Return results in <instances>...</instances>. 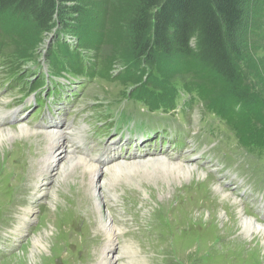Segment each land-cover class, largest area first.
Masks as SVG:
<instances>
[{"label":"rangeland","instance_id":"1","mask_svg":"<svg viewBox=\"0 0 264 264\" xmlns=\"http://www.w3.org/2000/svg\"><path fill=\"white\" fill-rule=\"evenodd\" d=\"M260 1L263 3L262 10L255 9ZM251 8L259 17L248 14L249 26L245 33L247 39L257 48L259 55L264 58V0H256ZM99 20L96 9L89 7L86 16L73 21L70 19L68 22L69 28L73 32L76 30V37L82 35L95 38L99 36ZM22 28L19 26L16 32L27 34ZM61 30L63 28L58 25L53 32L46 33L42 43L34 48L33 45L32 48H27V51L30 49V54L27 51H19L18 57L9 54L15 52L17 45L7 42L5 47H0L3 52V64L0 61V115L2 112L7 113L6 121L0 124V128L24 123L39 131L40 136L46 139L42 143H47L51 141L48 134L52 129L51 123L54 122L60 129L68 132L70 141H62L61 151H65V155L86 157L89 162L99 164L103 168L100 177L96 175V183L103 184L104 177L115 175L114 170L108 173L104 168L108 169L113 164L125 165L161 159L163 157L157 156H161V151L167 150L172 157L167 161L188 165L193 176L181 175L180 180L172 183L164 193L156 186L153 177L147 174L141 175L133 170L126 171V174L118 172L114 179L107 178L103 190L94 197L91 185L81 184L85 179L87 182L90 176L81 175L79 167L74 169L75 172L71 170L65 180L59 177V163H62L65 157L57 151L58 166L44 173L37 184L38 177L32 169H40L38 157L44 151L35 136L21 137V134L5 150L0 151V230H5L3 224L14 216L13 227L20 225L16 231L10 229L9 234L0 231V264H98L101 254L98 252L108 245L106 235L97 223L100 208L96 200L102 198L101 192L104 191L107 196V206L102 207V211L106 212L104 217L109 213L113 220L109 210L115 211V228L119 225L128 229L119 233L117 238L122 245L130 240L136 244L128 250H123L124 247L115 241V258L120 255L116 264H264L263 236L244 233L240 228V219L237 220L234 216L238 209L241 211L244 207L248 216L264 224V171L260 170L264 166V160L258 161L260 168L253 167L255 158L238 146L236 138L228 130L230 126L227 128L207 113L202 102L196 103L187 115L181 111L179 115L170 117L155 112L150 113L151 116L147 115L148 104L142 103L139 98L135 102L131 100V96L127 97L130 100L128 103L122 101L116 108L112 107L116 104L115 99L124 100L128 90L138 91L136 88L139 87L131 80L124 85L122 73L125 71V65L122 61H118L110 73L101 70L103 64H106L99 61L101 54L96 53L98 51L93 46H87V51L97 59L100 76L93 81L86 78L85 85L84 79H79L74 84L58 79L67 84L61 91L48 81L49 89L42 88L40 95H29L22 91V86H18L16 77L8 79L5 76V70L17 73L18 68L30 66L40 57L47 60L48 50L52 42L61 37V34L55 37L57 33L63 32ZM65 36L69 37L68 41L71 40L73 46L77 45V42L81 43L80 38L75 39L69 33ZM26 44L28 42L18 49L26 48ZM61 45L63 44L60 43ZM114 48L110 43L104 44V56L110 57ZM6 59L15 63L16 67L12 64L6 65ZM103 59L105 61V58ZM71 67H74L72 63L66 65V69ZM34 68L35 71H47L48 65L42 63ZM147 70L146 75L151 69ZM26 71L27 69L23 74ZM32 74L34 72L30 75ZM159 75L152 72L155 78ZM183 76L185 77L179 76L173 80L171 86L182 83L181 80L190 82L191 74L185 73ZM35 79L36 83H39L40 75H36L32 81ZM143 79L146 80V76ZM26 80L30 81L28 78ZM255 84L258 85L259 91L264 90L262 84L256 81ZM52 90H56V93L52 94ZM74 91L76 94L72 96L77 97L70 95ZM262 96L264 97V92ZM42 97L46 99L45 104L38 102ZM219 102L224 105L226 98L219 99ZM80 110L82 114L75 120ZM118 110L134 117V120L127 124L131 128L137 122L144 121L161 127L170 125L174 130L185 129L191 135L198 136L199 148L194 150L188 159H184L186 148L183 147L182 139L178 138V133L174 132V139L182 145L181 147L175 145V140L164 145L165 140H170L167 133L169 129H159L153 140L140 146L136 139L141 132L128 130L126 125L122 127L120 122L113 124L108 119L110 113L119 117ZM123 112L120 115H124ZM164 119L172 121L170 124H164ZM79 126H84L87 132L83 139L72 132ZM95 130L98 134L94 144L99 142L97 145L100 147H93L89 139ZM129 136L131 140L127 141ZM114 145L120 151L106 150ZM48 146L47 143L46 147ZM144 149L150 150L148 155ZM47 155H42L41 160ZM123 161L126 162L122 163ZM206 175L209 177L204 179ZM161 181L160 185H165L166 181ZM216 184L227 189L242 206L222 204L221 195L214 189ZM36 191L42 197L37 200L39 203L30 197L32 195L37 199ZM26 207L32 209L29 219H25L23 215ZM42 234L46 241L33 256V247L30 246L32 237Z\"/></svg>","mask_w":264,"mask_h":264},{"label":"trees","instance_id":"2","mask_svg":"<svg viewBox=\"0 0 264 264\" xmlns=\"http://www.w3.org/2000/svg\"><path fill=\"white\" fill-rule=\"evenodd\" d=\"M255 2L0 0V47H5L6 42L17 45L15 52L9 54L18 57L28 47L42 43L45 34L53 32L59 25L63 28L61 31L75 39L80 38L81 43L77 42L73 50L71 44L62 39L66 33H57L55 37L60 34L61 37L52 42L48 50L53 73L81 71V51L87 52L88 47L93 46L96 53L101 54V62L106 64H103V70L107 73L118 61L124 62L123 83L125 85L129 80L135 83L139 87L136 88L139 89L135 93L137 97L150 98L157 108L166 104L169 109L180 104L191 106L198 99L230 126L229 131L240 146L264 155V90L259 91L255 84L256 81L264 88V58L245 33L249 26L248 14L259 17L251 8ZM259 3L255 9L259 10L263 5L261 1ZM89 7L96 9L99 15V36L76 37V30L74 34L68 21L86 16ZM19 26L27 34L17 33ZM26 42V48L18 49ZM106 43L115 47L110 57L103 54ZM27 53H31L30 49ZM68 63L74 67L66 69ZM147 68L151 70L146 75ZM152 72L164 77L155 78ZM185 73L192 76L190 82L181 80L191 99L179 101L180 96L171 82L179 76L185 77ZM145 76L146 80L143 79ZM149 83L163 92L156 96L146 87ZM221 98H226L224 105L219 102Z\"/></svg>","mask_w":264,"mask_h":264},{"label":"bare ground","instance_id":"3","mask_svg":"<svg viewBox=\"0 0 264 264\" xmlns=\"http://www.w3.org/2000/svg\"><path fill=\"white\" fill-rule=\"evenodd\" d=\"M8 113H9V111H8ZM81 114H82V110H80L76 114L75 120H77ZM6 115H7V113H5V112L1 113L0 124L4 123L6 121ZM87 119H90V118L87 117ZM51 125H52V129H51L50 133L48 134L49 137L51 138V141L47 142L49 145L48 148L46 147L47 143H42V141L46 140V139L44 137L40 136L39 131H36V129L32 128L29 125L21 123V125L17 124V126L15 125L14 127L0 128V151L5 150L10 145V143L13 142L14 139L19 138V136H21V134H22L21 137H24L26 135L35 136V140L38 141L39 145L41 146L40 148H42V150L44 151V153L38 157V163H39L40 169L39 170L32 169L34 175L38 177V179L36 180V183L38 182V180L41 176L43 177L44 173L46 174L49 172V170L51 168H53L56 165L58 166L57 151H59V154H63L62 156L65 157L64 158L65 160L62 163H59V165L61 164L58 168V174L60 175L59 177H62L63 180H65L67 175L69 174V172L71 170L74 171L75 168L79 167V169L81 170V173H80L81 175L87 174L86 176H88V175L90 176V178L87 182H85L86 181V179H85V181L83 180L81 182V184H84V183L90 184L91 189H92V194L95 195L94 197L97 196V193L101 189L103 190L104 183L107 181V178L109 180L114 179L117 176L118 172H122V174H126V171L128 172V171L133 170V172H136V173L138 172L140 174L141 173L147 174L150 177H153V181H156V186L160 187L164 193L167 192L166 190H168V188L171 187L172 183L180 180L181 175L193 176L191 174V169L189 168L188 165H183L182 163H179V162L167 161V160L171 159L172 157L169 156V153L167 151H165V153H163L161 156H157V157H163L161 159L139 161V162H136L133 164H125V165H121V164L116 163L117 165L113 164V165H111L110 168L106 167L108 169L104 168V170H107L108 173H112V171L114 170L115 175L112 177L111 176L104 177L105 182H103V184H102V182L101 183L98 182L99 183L98 184V183H96L95 178H96V175H99V177H100V175L102 174L103 168L99 164H96L94 162H89V160L86 157H82V156L79 157V156H76L73 154H70V155L66 154L65 155V151H61V149L63 147L62 141H66L67 143L70 141V139L68 137V132L60 129L58 127V125H56L54 122L51 123ZM72 132L80 139H83L84 136L87 134L84 126H79V127L75 128ZM97 134H98V132H97V130H95L93 132V134H91L89 136V139H90L93 147H100V145H97V144H99V142L94 144L96 142L95 138L97 137ZM152 136H154V135L152 133H150V134H148L147 138L151 139ZM193 141H194V139H189L185 142L186 152L184 153V156H183L184 159H188L192 155L193 151L197 150L199 148L196 145L191 146L190 143ZM126 144H127V142H126ZM60 145H61V147H60ZM138 145L142 146L143 140L139 141ZM122 148H124V147H122ZM106 150L107 151H109V150L120 151L119 148L116 147V145H114L112 148L106 149ZM145 151H147V149H145ZM44 154H48V155L45 156L41 160V156ZM137 154H138V152H137ZM150 159H153V158H150ZM124 162H126V161H123L122 163H124ZM119 163H121V162H119ZM141 175H143V174H141ZM175 176H177V178ZM207 177H209V176L206 175V177L204 179H206ZM141 178H142V176H141ZM161 180L166 181L165 185H160L159 181H161ZM55 181H57V179H55ZM214 189H215L216 193L221 195L222 204H231L232 203L233 206L238 205V204H240L242 206L241 202L236 197H232V194L230 192H228L227 189L222 188L219 184H216ZM35 193L37 194V197H38L37 199H35L32 195L30 197L33 198L35 202H38L37 200L42 199V197L39 195L40 193L38 191H36ZM101 193H103L102 198L96 200V204L101 210V211L99 210L100 216H98V218L99 217L100 218H99V221H97V223L100 225L101 229L104 231V233L106 235L105 240H107L108 245L106 247L104 246L103 249L100 252H98V254L101 253L98 264H116L118 262L119 256H120V255L119 256L116 255V258H115L114 253L116 252V242L119 245L124 247L123 250H128L131 248L132 245H136V244H134V242L132 243L130 240L129 243L122 245V243L119 241V239L117 238L118 234L122 233L124 231L126 232V230H128V229H125V226H123V228H121V227H119V225L115 228V223H114L115 217H116V214H114L115 211L109 210L107 208L110 211V213L113 217V220L109 216V213H108L107 217H104V214L106 212L104 213L102 211V207L104 205L107 206L106 205L107 196L104 195L105 191L101 192ZM28 207L32 208L31 206H28ZM28 207L25 208V212L23 214L24 217H28L30 211H32V209L29 210ZM242 209L243 210H241V211L238 209L234 213V216H236V219L237 220L240 219V224H241L240 228L242 229V231L244 233L249 234V235L263 236V238H264V224L259 222L256 219L248 216L246 209L244 207H242ZM21 223L24 224V222H21ZM10 227L12 230L16 231L17 228L20 227V225H18L17 228H15V229L12 228V226H10ZM118 230H120V231H118ZM32 239H33V242H31L30 246H31V248L33 247L32 252H33V256H34V254L37 252V250L40 249V246L42 244H44L46 239H45L43 234L40 236L35 235L34 237H32Z\"/></svg>","mask_w":264,"mask_h":264}]
</instances>
